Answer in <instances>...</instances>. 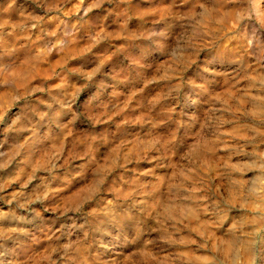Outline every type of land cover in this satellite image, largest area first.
<instances>
[{
    "label": "clouds",
    "instance_id": "obj_1",
    "mask_svg": "<svg viewBox=\"0 0 264 264\" xmlns=\"http://www.w3.org/2000/svg\"><path fill=\"white\" fill-rule=\"evenodd\" d=\"M131 3L90 0L75 21V25L87 28L109 26L104 12L91 17L88 13L113 6L120 12L123 38L132 41L127 50L111 65L108 58L99 62L88 58L80 88L56 85L62 91L52 95L50 87L38 84L16 95L13 100L22 103L11 123L5 121L9 108L0 105V131L20 133L21 147L30 146L37 153L69 126L85 127L87 111L80 110L82 89L92 92L95 87L89 99L94 97L100 106L110 90L138 82L149 68L159 64L148 81L160 89L146 105L150 112L155 109L152 128L131 149L126 144L113 149L104 164L96 162L94 171L93 160L69 167L78 158L73 148L63 163H51L43 169L46 175L41 177V191L23 201L19 199L22 192L13 193L5 202H16L20 215L15 218L20 224L0 229V264H23L36 245L45 248L40 258L43 264H100L111 246L127 243L133 235L167 231L171 220L176 221L171 225L176 231L185 221L203 222L200 246L213 253V264H264V237L260 236L264 230V188L250 189L245 179L249 172L264 173V130L253 128L254 135L231 152L228 162H217L218 167L204 159L220 147L215 132L214 138H205L213 127L218 131L224 123L215 117L222 111L216 102L224 95L218 89H229V97L234 96L231 89L245 94L264 91V0H172L177 10L166 12L165 23L146 15L134 19L122 7ZM84 4L85 0H78L76 14ZM133 28L136 31H130ZM121 65L127 67L117 72ZM113 74L115 78L110 79ZM37 92L49 95L38 98ZM111 119L94 117L90 123L107 124ZM260 119L264 123V116ZM90 131L95 133L90 140L97 155L103 156L105 136L110 133ZM130 131L118 129L117 136ZM249 145L251 151H246ZM63 148L62 142L59 151ZM17 155L19 152L13 153L9 161ZM233 157L237 158L235 163H231ZM54 158L59 159V153ZM34 178L35 170L28 182ZM60 185L74 194L53 208L50 205L62 195ZM79 185L83 187L74 191ZM6 186L0 185V193ZM4 200L0 196V201ZM179 205L177 219L171 209ZM4 215L0 210V216ZM38 221L51 225L43 230L42 237L32 230Z\"/></svg>",
    "mask_w": 264,
    "mask_h": 264
},
{
    "label": "rangeland",
    "instance_id": "obj_2",
    "mask_svg": "<svg viewBox=\"0 0 264 264\" xmlns=\"http://www.w3.org/2000/svg\"><path fill=\"white\" fill-rule=\"evenodd\" d=\"M77 3L78 0H0V105L9 108L5 115L7 123H11L20 111L22 102L13 100L16 95L34 89L38 84L50 87L52 95L62 91L56 88V85H70L73 90L80 88L83 84L85 61L88 58L96 62L108 58V64L111 65L117 56L131 45L132 41L124 39L121 34L120 12L113 6L105 5L103 9L88 13V17H91L97 12H104L108 17L109 26L97 25L87 28L75 25V21L90 0H85V4L80 6L79 14L75 12ZM122 7H126L134 19L146 15L150 19L160 20L161 23L168 19L165 16L166 12L177 10L173 8L172 0H132L131 5ZM161 17H165V20H161ZM69 21L72 24H69ZM130 31L134 32L136 29ZM175 51L179 54L178 46ZM126 67L127 65H121L116 71L121 72ZM157 67L159 64L149 68L138 82L130 86L110 90L104 98L103 105L100 106L96 105L94 97L89 99L92 92H95V87L92 88V92L82 89L80 110L87 111V115L84 116L85 127L69 126L58 133L57 137L45 143L37 153H34L30 146L21 147L23 140L20 133L13 131L5 134L0 131V153L3 154L0 155V165H4L0 167V185H7L0 193V196L5 198L4 201H0V210L6 213L0 216V229H12L20 224L15 218L20 215L15 208L16 202L13 201V204L9 205L5 201L11 200L13 193L22 192L19 199L23 201L41 191V177L46 175L43 169L51 163H63L73 148L78 158L73 159L69 167L82 166L93 160L94 171L98 166L96 162L99 165L104 164L113 149L122 144L131 149L137 139H143L148 135L152 128L150 121H154L156 117L155 109L150 112L146 105L160 90L158 84H151L148 81L156 74ZM109 72H112L111 68ZM109 78L114 79L115 74ZM218 91L224 95L216 102V107L222 111L216 112L215 117H219L224 123L219 125L218 131L213 127L206 133L205 138H214L215 132V135L220 137L217 141L220 147L215 153L204 156L208 165L216 167L217 162L219 164L228 162L231 152L244 145L246 137L254 135L253 128L264 130V123L260 119L264 116V99H252L264 96V91L253 90L250 94H245L236 93L235 89H231L234 93L232 97L227 95L229 89L223 86ZM47 95L48 92L35 93V97L38 98ZM109 116L112 119L107 124L90 123L91 118L107 120ZM90 129H98L101 132L107 130L110 133L105 136L103 156L97 155L95 151V143L90 140L95 133ZM118 129L132 131L126 136L118 137ZM65 135L68 136L67 140L64 139ZM62 142L64 148L60 152ZM224 144L231 147L224 148ZM261 148H264V145H261ZM246 151H251V145L246 147ZM16 152H19V155L9 161V157ZM57 153L59 159L54 158ZM236 160L237 158L233 157L231 163H235ZM34 170L35 178L28 182L29 175H32ZM245 179L249 181L250 189L264 188V184L260 183L264 180V173L249 172ZM26 182L27 186L23 187ZM59 187L62 195L50 205L53 208L56 203L74 194L66 191L63 185ZM79 187L83 185H79L74 191H78ZM180 207L182 205L171 209L172 215L177 219L180 218ZM160 211H164V208L161 207ZM48 215L54 216L55 213ZM173 224H176L175 220L168 222L167 231L160 229L140 236L133 235L127 243L121 242L111 246L100 264H213L211 259L213 253L208 248L200 246L201 236L205 231L202 227L203 222L185 221L177 225L179 231L171 227ZM50 226L38 221L32 226V230L36 236L42 237L43 230ZM197 229H200L199 233ZM260 236L264 237V230ZM212 243H215V238ZM44 253L45 248L36 245L24 258L23 264H43L40 258Z\"/></svg>",
    "mask_w": 264,
    "mask_h": 264
}]
</instances>
